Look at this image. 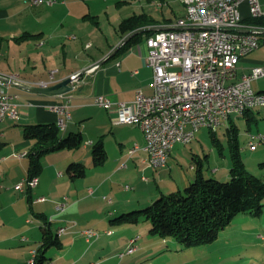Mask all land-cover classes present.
<instances>
[{
	"label": "crops",
	"instance_id": "crops-1",
	"mask_svg": "<svg viewBox=\"0 0 264 264\" xmlns=\"http://www.w3.org/2000/svg\"><path fill=\"white\" fill-rule=\"evenodd\" d=\"M147 1L150 5L142 6L140 4L143 12L134 15L145 13L154 19L156 25L148 28H174L179 22L185 21L176 14L177 9L171 3L175 0H168L166 3L159 0ZM260 1L264 7V0ZM51 2L53 4L45 2L42 5H33L32 0H0V38L4 40L0 45L1 75H19L22 80L20 83L39 87L37 85L40 82H46L52 86L71 78L73 74H83L81 83L72 92L60 96L30 92L24 85L19 84H14L9 88V92L16 96L14 102L18 105L19 116L16 120L8 119L0 124V203L6 204L5 208L0 207V223L1 220L3 221L0 224V242L5 246L12 238L9 232L5 230L8 221L4 220L10 218L7 206L20 205L22 217L28 213L24 198L16 200L12 195L14 191H18L16 186L27 179L29 160L27 156L23 155L28 154L34 145V141L24 138L23 128L26 125L57 124L58 115L52 110L53 107L68 105L71 119L66 129L61 130V134L66 137L70 133L80 132L85 143L80 150H62L43 157L44 170L39 177V184L35 188H30L25 183L24 191H18L27 198L31 214L28 195L33 201V211L36 212L35 206H40L41 209L38 214L50 217L46 213L48 211L45 206L47 200L44 202H36V200L41 197L45 198L44 193L54 194L57 190L53 186L55 171L62 170L71 163L80 162L82 153H86L100 139H103L107 153L111 144V147L116 151L118 150L114 143L121 145L116 157L119 165L128 157L133 160L135 166L141 165L144 170H152L142 163L145 157L143 151H138L132 157L129 156V150L135 144L141 148L145 146L142 130L136 125L123 126L113 123L117 117L116 105L118 103H132L138 90H142L146 95H152L154 92L152 87L154 72L147 65L146 39L148 37L141 38L125 51H121L122 47L116 51L127 38L122 36L119 27L125 19L134 15H123L122 12L118 14L116 12L117 15L112 19L113 16L108 11L106 4L109 0L95 1L94 7L87 5L84 0H51ZM129 4L133 3L124 0L118 1L113 6L116 7V11H119L124 5L129 6ZM166 5L170 6V12L166 10L159 14V9L164 10ZM103 14H106L108 18V27L103 23ZM126 14H129V11ZM241 14L243 20L251 17L247 2L241 5ZM25 33L32 34L34 37L22 43L15 40ZM152 33L154 35L156 32ZM114 52L115 54L112 55ZM261 66H264V37L261 39V45L257 51L239 61L233 82L240 81L253 68ZM87 71L89 72L85 73ZM252 88L257 93H263L264 78L253 82ZM99 96L108 97L115 104V107L112 110H107L97 106L95 98ZM124 148L127 150L126 153H124ZM172 154L173 152H171L169 161ZM169 164L168 162L165 169L153 171L157 173L166 170L171 171ZM118 168L120 170L127 169L128 165ZM219 171L214 169L213 174H217ZM223 174L229 176L230 172L226 170ZM62 176V172H59L58 177ZM105 176L99 182V190L109 181H112L115 174ZM204 176L206 177L205 174ZM68 179L70 180L69 177ZM154 179L158 189L156 195H149L144 200L139 199L137 203H133V198H128L124 203H121L122 209L110 212L107 218L102 217L101 214L103 213H95L97 214L96 221L101 222L105 219L110 220V217H116V214H120L121 210L127 208L125 206L150 204L163 194L181 190L179 184L176 186L168 185V188L163 190L160 187L162 181L158 182L156 178ZM142 180L149 182V178L146 176H143ZM194 180L195 174L191 177L186 176V180L183 182L184 188ZM71 182L74 183L75 181ZM74 187L76 186H72L70 191H73ZM129 188L126 187V189ZM94 194V189L88 190V195ZM65 199L68 202V208L63 212L65 216H59L56 219L51 215L57 220L58 229L60 227L67 228L66 233L60 236L62 242L60 250L63 251L62 255L59 256L61 262L66 261L68 264L193 263L189 261L187 256H182L186 251L182 250L177 242L162 240L149 235L148 232L143 233V235L149 236L148 238H143L141 234L134 235L136 229L130 225L114 224L113 226L122 227L121 234L117 238H112L115 233L110 228H105L102 229V236L88 242L82 232L86 229H93L98 232V228H85L84 223L88 217L77 209L82 200L74 199L73 195L62 198V200ZM109 203L115 205L113 201ZM57 205L54 206V212L62 214L56 211ZM81 208L79 207V209ZM99 214L100 217H98ZM32 215L36 217L34 214ZM38 220L41 228L43 223L40 219ZM26 224L34 225V222L28 223L27 220ZM110 225L112 224L110 223ZM143 230L146 232L147 228ZM107 231L112 233L107 235ZM22 238V243H28V238L27 241H23ZM130 247L133 248V251L128 253ZM30 253H32L31 250ZM61 262L59 261L58 264H62Z\"/></svg>",
	"mask_w": 264,
	"mask_h": 264
},
{
	"label": "built area",
	"instance_id": "built-area-1",
	"mask_svg": "<svg viewBox=\"0 0 264 264\" xmlns=\"http://www.w3.org/2000/svg\"><path fill=\"white\" fill-rule=\"evenodd\" d=\"M45 2L32 0L33 5ZM244 2L249 4L251 17L264 16L260 0L201 1L188 13L185 21L174 27L178 29L158 31L146 39L147 65L154 72V92L146 95L138 90L132 103H118L117 117L113 120L114 125H136L143 132L145 146L141 148L135 144L129 150L130 157L141 150L145 153L142 163L147 168L165 169L176 145L189 144V139H196L204 128L221 129V124H228L236 115L237 102L257 101V107H264V97H255L252 88L253 82L264 78V66L253 68L240 81L233 82L239 61L261 45L259 35L244 32L254 29L243 23L241 5ZM82 75L71 76L74 88L81 83ZM21 81L19 75L0 74V124L19 116L18 105L14 102L16 96L9 88ZM37 86L45 88L49 84L40 82ZM95 104L107 110L115 107L106 96L96 97ZM52 110L58 115V128L65 130L71 119L68 105L55 106ZM212 111H222V119H212ZM258 143H264V135L249 134L248 147L252 151ZM25 183L35 188L39 178L26 179L16 186V190L23 192ZM44 201V197L36 200ZM67 208L65 199L56 206V211L63 213ZM32 222L28 220V223ZM66 230V227H60L57 234L64 235ZM111 233L106 232L107 235ZM82 235L88 242L100 236L95 230ZM22 240L27 241V238ZM132 251L130 247L128 253ZM32 255L29 264H34L35 251Z\"/></svg>",
	"mask_w": 264,
	"mask_h": 264
},
{
	"label": "rangeland",
	"instance_id": "rangeland-1",
	"mask_svg": "<svg viewBox=\"0 0 264 264\" xmlns=\"http://www.w3.org/2000/svg\"><path fill=\"white\" fill-rule=\"evenodd\" d=\"M26 1V0H24ZM47 3L51 0H44ZM104 2L106 0H95ZM93 0H84V2L94 7ZM118 1L124 0H109L107 4L108 11L113 16L112 19L120 12L123 15H134L136 13H142V6L150 5L147 0H127L130 3L129 6L124 5L122 9L116 11V7L113 6L117 4ZM138 2V3H137ZM141 2V3H140ZM174 7H176V14L182 19H187L188 11L186 6L181 0H175L171 2ZM142 6H141V5ZM110 7V8H109ZM160 10L159 14L164 11L170 12V6L166 5L164 10ZM129 11V14L126 12ZM162 11V12H161ZM117 12V14H116ZM104 15V25L108 27L109 22L107 21L106 14ZM97 45V44H96ZM254 118L255 120L248 123V118ZM232 122L239 129V142L240 151L242 159L245 163L246 169L253 175L264 180V143L257 146L256 150L252 151L248 147L249 134L264 135V107L252 108L243 114H236L232 117ZM227 124L221 129L217 130V136L220 143L225 146L222 154H220L219 148L213 143L211 137V130L204 128L198 134L196 139L187 145H176L173 149V154L169 165L171 166V171L154 172L153 170L145 169L141 165H134L133 160L128 157L122 161L119 165L116 161V157L119 154L120 144L114 143L117 150H114L111 146L108 148L109 160L104 166L94 167L92 159V148L90 147L86 153H82L80 156V162L84 164L87 168V175L82 179L76 180L74 183L68 179L66 169L67 166L62 170L55 171V176L53 186L57 190L54 194L48 195L44 193L47 203L45 204L48 211L46 213L50 216L53 230L57 231L58 223L57 220L59 216L64 217L65 213L56 214L54 212L55 204L63 203L62 198L64 196H72L74 199L82 200L81 204L77 206L78 211H82L88 217L84 223L85 228H98L100 236H102V229L110 228L115 235L112 238H117L120 236V231L122 227L110 225V220L115 219L122 215V213H131L135 210L145 209L154 203L153 200L150 204H142L141 206H125L121 210L120 214H116V217H110L111 219H105L104 221H96L97 214L103 213L102 217L107 218L110 212L116 209H122L121 203L128 198H133V203H137L139 199L144 200L149 195H156L158 193L156 178L158 182L161 180L160 187L164 189L168 188V185H180L181 191H183V182L187 177H191L195 174V168L202 163V169L207 178H213L218 181L226 182L230 179L229 176H224L223 172H230L231 169V158L230 152L227 147V135L226 128ZM117 130V128H116ZM124 153H126V148H124ZM75 153V152H74ZM128 165V168L120 170L119 166ZM217 169L219 173L213 174V170ZM59 172H62L63 176H59ZM162 173V174H161ZM113 175L112 181H109L101 190H99V182L103 180L105 175ZM44 176V175H43ZM42 176V177H43ZM47 176V175H46ZM146 176L149 178V182L142 180V177ZM212 176V177H211ZM67 182V183H66ZM112 182V183H111ZM72 186L75 189L70 191ZM130 187L126 189V187ZM176 188V187H175ZM94 189V195H88V190ZM36 193V192H35ZM16 200L24 198V203L26 211L28 212L22 217V209L20 205L17 206H7L10 218L4 221H8L6 231L9 232L12 238L10 242L2 245L0 242V264H29L33 255L31 251H35L40 245L41 241V228L38 218L34 217L27 203V198L20 194L18 191H14L12 194ZM113 201L115 205L109 203ZM22 204V203H21ZM124 206V205H123ZM0 207L5 208V203H0ZM79 207H82L79 209ZM118 207V208H117ZM139 207V208H136ZM11 208V209H10ZM10 209V210H9ZM40 206H35V211L40 212ZM54 212V214H53ZM53 215L56 219L52 218ZM94 215V216H93ZM100 217V214L99 216ZM27 220L34 222V225L26 224ZM2 220L1 223L2 224ZM125 225L133 226L136 229L134 235L141 234L143 238H148L149 236L143 235L147 233L150 228L149 223L142 221L139 224H127ZM22 229H21V228ZM144 228H147L146 232H143ZM21 229V230H20ZM28 238V243H22L21 238ZM264 213L261 217H253L250 214H240L232 222L231 226L226 230L222 231L218 240L214 243L201 246L199 248L190 249L183 253L182 256H187L192 264H264ZM111 238V239H112ZM1 241V240H0ZM62 252L58 248H51L47 257L50 259V263L58 264ZM62 264H68L66 261H62Z\"/></svg>",
	"mask_w": 264,
	"mask_h": 264
},
{
	"label": "trees",
	"instance_id": "trees-1",
	"mask_svg": "<svg viewBox=\"0 0 264 264\" xmlns=\"http://www.w3.org/2000/svg\"><path fill=\"white\" fill-rule=\"evenodd\" d=\"M159 1L166 3L168 0ZM243 23L250 28L264 30V16L249 17L244 19ZM155 25L156 21L144 13L125 19L119 31L123 37H128L138 30ZM151 35H153L152 32L133 37L122 47L121 51H125L141 38ZM33 37L32 34L25 33L15 40L22 43ZM259 37L262 39L264 35H259ZM3 41L0 38V45ZM253 120L255 119L249 117L247 121L250 123ZM227 125V147L232 164L228 181L222 182L205 177L203 165L200 163L195 168V180L183 191L163 194L145 209L122 214L110 223L112 225L139 224L144 221L150 225L149 235L162 240H173L180 245L182 250L187 251L217 241L221 232L230 227L233 220L240 214L261 217L264 213V180L246 169L240 151L239 129L232 119ZM210 132L213 143L222 154L225 146L220 143L216 131L211 130ZM23 136L27 140L34 141L33 147L26 155L29 160L28 180L41 176L44 170L42 159L46 155L62 150L77 151L85 143L80 132L70 133L63 137L57 124L26 125L23 128ZM92 159L93 166L96 168L105 165L108 161L103 139L92 146ZM66 173L71 181H76L86 177L87 168L81 163H71ZM28 202L32 214L43 223L40 245L35 250L33 258L34 264H50L47 253L51 248H62L60 236L57 231L53 230L52 222L47 216L33 211V201L29 195Z\"/></svg>",
	"mask_w": 264,
	"mask_h": 264
},
{
	"label": "water",
	"instance_id": "water-1",
	"mask_svg": "<svg viewBox=\"0 0 264 264\" xmlns=\"http://www.w3.org/2000/svg\"><path fill=\"white\" fill-rule=\"evenodd\" d=\"M174 29H178V28H144V29L138 30V31L134 32L133 34L129 35L116 51H118L121 47H123L126 43H128L133 37L138 36L140 34L150 33V32H158V31H163V30H174ZM244 32L254 33L257 35H264V30L250 29V30H245ZM114 54H115V52L112 55H114ZM88 72L89 71H87L85 73H88ZM4 79H6V78H4ZM14 84L24 85L26 87V89L29 90L30 92L52 95V96L64 95V94H67V93L72 92L74 90V87L72 86V79L71 78H68V79H66V80H64L58 84L48 86L45 88L35 87V86L28 85V84L20 83V82L14 83Z\"/></svg>",
	"mask_w": 264,
	"mask_h": 264
},
{
	"label": "bare ground",
	"instance_id": "bare-ground-1",
	"mask_svg": "<svg viewBox=\"0 0 264 264\" xmlns=\"http://www.w3.org/2000/svg\"><path fill=\"white\" fill-rule=\"evenodd\" d=\"M183 4L186 6L188 13L191 12L195 8V5L201 1H209V0H181ZM219 1H226V0H219ZM255 97H264V93H257L255 92ZM257 107V101H246V102H237V111L236 114H242L243 112L250 110L252 108ZM212 119H222V111H212ZM226 124H221V127L225 126ZM194 139H189V143L192 142ZM261 143H258L260 145ZM93 231V229H86L82 232V234H88L89 232ZM133 243V241H131ZM96 264V263H93ZM98 264V263H97Z\"/></svg>",
	"mask_w": 264,
	"mask_h": 264
}]
</instances>
